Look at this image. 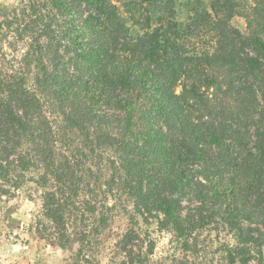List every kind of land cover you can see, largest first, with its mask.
I'll return each instance as SVG.
<instances>
[{
	"label": "trees",
	"instance_id": "obj_1",
	"mask_svg": "<svg viewBox=\"0 0 264 264\" xmlns=\"http://www.w3.org/2000/svg\"><path fill=\"white\" fill-rule=\"evenodd\" d=\"M161 1H31V41L0 64V196L31 188V236L62 264H202L212 228L232 237L217 264H264V0H185L183 19ZM117 204L130 228L98 258Z\"/></svg>",
	"mask_w": 264,
	"mask_h": 264
},
{
	"label": "rangeland",
	"instance_id": "obj_2",
	"mask_svg": "<svg viewBox=\"0 0 264 264\" xmlns=\"http://www.w3.org/2000/svg\"><path fill=\"white\" fill-rule=\"evenodd\" d=\"M31 1L33 0H0V64H16L23 50L27 49L31 39L21 37L19 27L22 20L31 16ZM116 2V0H114ZM246 1V0H240ZM254 3L255 0H247ZM159 7L165 13L174 10L176 16L183 19L190 5L185 0H162ZM170 8V9H169ZM14 23H4L6 16L13 17ZM21 22V23H20ZM24 22V20H23ZM213 35L201 33L189 41V48L200 51L214 44ZM264 73V72H263ZM257 88L259 104L264 108V74L252 75L249 81ZM112 204V201L111 203ZM41 208V202L31 188H23L13 197L0 196V264H29L36 256L43 257L46 264H62L71 252L57 245L31 236V218ZM130 228L128 215L121 204L114 206L110 213L109 226L94 233L98 258H116L117 245ZM151 238L157 239L156 253L160 254L168 246L171 234L148 235L141 233L140 245L147 247ZM206 243L200 261L202 264H217L222 258L224 248L232 237L224 230L212 228L203 237ZM170 248H172L170 246ZM94 253V254H95ZM119 262V261H118ZM118 264V263H117Z\"/></svg>",
	"mask_w": 264,
	"mask_h": 264
}]
</instances>
